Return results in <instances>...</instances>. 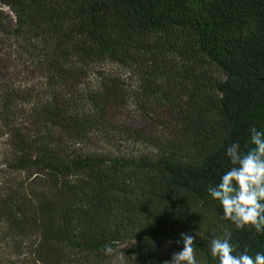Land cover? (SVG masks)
Masks as SVG:
<instances>
[{"label":"trees","instance_id":"1","mask_svg":"<svg viewBox=\"0 0 264 264\" xmlns=\"http://www.w3.org/2000/svg\"><path fill=\"white\" fill-rule=\"evenodd\" d=\"M1 4L0 264H264V0Z\"/></svg>","mask_w":264,"mask_h":264},{"label":"rangeland","instance_id":"2","mask_svg":"<svg viewBox=\"0 0 264 264\" xmlns=\"http://www.w3.org/2000/svg\"><path fill=\"white\" fill-rule=\"evenodd\" d=\"M0 10L2 11L3 17H8V18L14 19L15 15L8 6L1 4ZM4 58H6L5 55H4ZM9 59H12V58H9ZM18 63H19V61L15 62L14 60L7 62V64H10L12 66V69L10 70L11 71L10 76L12 78L10 77L11 78L10 80H14L17 83H19L20 81L35 82L34 79H37V77L40 73V70L35 71L37 69H35L33 66H30V67L28 65L25 66V63L22 60H20L19 64ZM125 73H127L128 81H130L134 85L136 83L137 77L133 74V72L131 70H127V71H125ZM133 111H135V110H133ZM157 113L163 114L165 116V118H167L166 120H170V117H169L170 112H167L166 109L158 108V110L156 112H154V114H152L153 117H156ZM132 115L130 117L131 119L128 122H130V126L136 127V125L132 123L133 122L132 120H133V118L137 120L138 118H141V117L139 115H135L134 113H132ZM149 122H156V120H149ZM1 141H2V137H0V143H1ZM123 144H125V142L120 144V145L123 146ZM126 146L129 149L132 148L134 150L140 148V146L137 147V146H135L129 142L126 143ZM124 147H125V145H124ZM21 175H24V174H21Z\"/></svg>","mask_w":264,"mask_h":264}]
</instances>
